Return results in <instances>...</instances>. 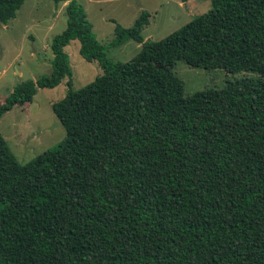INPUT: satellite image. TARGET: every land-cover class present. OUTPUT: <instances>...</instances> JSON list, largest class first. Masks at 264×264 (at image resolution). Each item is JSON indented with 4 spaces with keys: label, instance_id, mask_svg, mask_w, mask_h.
<instances>
[{
    "label": "trees",
    "instance_id": "obj_1",
    "mask_svg": "<svg viewBox=\"0 0 264 264\" xmlns=\"http://www.w3.org/2000/svg\"><path fill=\"white\" fill-rule=\"evenodd\" d=\"M26 1L0 0V22ZM52 1L69 17L53 72L18 85L0 117L67 80L52 105L67 136L21 164L0 131V264H264V0H213L159 42H145L143 12L116 28L113 46L142 44L126 63L78 0ZM75 40L104 72L80 90ZM180 61L235 79L187 96Z\"/></svg>",
    "mask_w": 264,
    "mask_h": 264
},
{
    "label": "rangeland",
    "instance_id": "obj_2",
    "mask_svg": "<svg viewBox=\"0 0 264 264\" xmlns=\"http://www.w3.org/2000/svg\"><path fill=\"white\" fill-rule=\"evenodd\" d=\"M213 0H78L93 25L97 40L105 46L107 58L129 62L142 48L133 40L113 46L116 28H131L143 12L150 13V24L143 31L145 42H159L212 9ZM68 3L28 0L9 24L0 22V104L15 88L28 81L50 77L54 69L52 45L68 26ZM65 52L74 73V89L80 90L103 75L98 63L85 60L80 42L73 41ZM185 83V94L207 89H224L235 76L225 70L195 69L180 61L173 69ZM67 80L54 89H39L29 109L16 106L0 117V131L21 164H27L67 136L52 105L67 93Z\"/></svg>",
    "mask_w": 264,
    "mask_h": 264
}]
</instances>
